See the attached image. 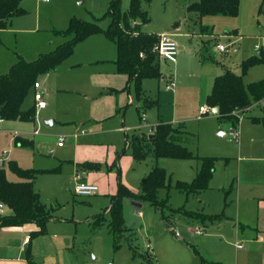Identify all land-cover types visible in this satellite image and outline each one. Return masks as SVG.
I'll return each instance as SVG.
<instances>
[{
	"label": "rangeland",
	"instance_id": "1",
	"mask_svg": "<svg viewBox=\"0 0 264 264\" xmlns=\"http://www.w3.org/2000/svg\"><path fill=\"white\" fill-rule=\"evenodd\" d=\"M110 1L112 0H50L44 3L42 0H27L28 13L16 18L11 30L0 34V74L5 73L15 62V53L21 54L27 61H34L39 53L53 51L62 40L59 32L67 28L72 18L95 22L101 28H108L111 23L107 15ZM196 1L198 0H152L150 4L143 3L149 12L150 22L143 25L142 30L172 34L177 41L179 55L173 60L161 61V69L166 78H146L141 84L146 95L159 102V107L146 109V112L139 114L136 108V90L132 85L130 91L134 104L129 105L125 112H121L120 125L128 128V140L131 141L133 133L149 134V123H155L158 116L177 124L184 122L190 132L184 138V144L195 155L228 157V164L219 162L215 173L216 180L223 183L238 167L242 132L245 133L242 152L246 154L254 128L264 130L263 124L257 125L250 118L263 115L264 106L255 107L252 114L241 115L238 140L219 135L218 121L214 113L209 112L199 119L202 114L201 106H205V97L211 92L215 77L227 69L242 75L245 86L259 79L260 76L255 70H264V65L251 68L243 74L242 61L255 55L260 49L264 51V4L262 0H240L237 16L206 15L199 19L196 14L188 11V6ZM128 4L129 0H122L124 10ZM205 26L208 30L201 33V27ZM234 31L237 34H234ZM217 44L224 45L226 52H220ZM95 51L109 58L116 54L115 46L104 33H98L95 37L78 43L74 53L59 66L57 73L44 79L43 88L45 86L50 89L49 93L45 94L48 108L41 112L42 109L36 107V119L32 123L29 122L22 132L23 137L34 140L32 147L18 145L14 139L18 132L10 129V122H0V160H3L0 166L5 169L8 180L20 181L10 170V162H16L24 169L45 171L35 179L34 190L40 194L43 202L55 207L54 218L48 223L46 233L33 237L28 246H22V231L11 229L13 231H10V242H13L15 247L13 255L24 262L27 261V252L30 249L31 257L37 264H140L138 258L132 257L127 242H122L117 250L114 249L113 236L107 222L95 226V221L101 215H104L106 220L110 218L105 209L110 205L111 191L117 188L119 172L125 185L132 190L135 187L133 191L142 194V191L138 190V184L143 181L142 175L148 171L149 163H133L130 168L119 164L120 168L117 169L113 163H118L121 159L117 157L118 154L115 156L118 159L108 167L99 162L102 170L99 173L100 183L96 182L100 187L98 194L80 197L74 194L75 182L71 177L75 172L73 165L62 162L59 157L61 152H66L69 146H72L69 137L74 133V130L67 128L69 125L63 122L62 117L69 112L67 103H76L79 97L72 92L58 93L56 86L59 80L64 81L63 85L71 84V75L65 73L71 65L80 63L82 70L89 69ZM169 76L176 82L173 91L165 89V82H170ZM32 103L31 94L23 107L28 108ZM143 115L146 120H143ZM52 121L54 123L50 124ZM112 134L114 141L120 136L121 150L125 144L124 134ZM58 137H67V145L64 148L58 147ZM95 139L96 142H106L107 138L99 136ZM103 151L101 148L100 157ZM95 153L98 154V151L95 150ZM128 155L133 158L132 153ZM178 164H166L172 174V184L174 179H184L191 174L189 163ZM231 195L232 191L228 195L229 199ZM224 196L218 187L204 190L197 195H186L175 188L170 190L169 196L165 188L159 189L157 193L160 200L169 197V205L175 210L184 207L188 211L206 214L220 211ZM132 201L130 198H124L123 216L126 225L135 233L134 244L143 251L146 250V240H151L153 234L162 233L165 224L161 211L148 202L143 203L140 208L143 217L138 216L137 207L132 205ZM165 210L167 212V209ZM173 218L174 227L187 228L189 221L186 217L174 213ZM31 225L35 230L34 224L27 226Z\"/></svg>",
	"mask_w": 264,
	"mask_h": 264
},
{
	"label": "crops",
	"instance_id": "2",
	"mask_svg": "<svg viewBox=\"0 0 264 264\" xmlns=\"http://www.w3.org/2000/svg\"><path fill=\"white\" fill-rule=\"evenodd\" d=\"M26 3L27 0H22L21 2V7L24 10H26L27 7ZM44 3H48V2H44ZM121 7H122V0H121ZM189 12L196 14L197 17L201 19L197 12H192V11ZM27 13L28 12L26 10V13L24 15H26ZM19 17L20 16L14 17L7 28L0 30V34L6 30L7 31L11 30L10 28L13 25V22L16 20V18ZM207 28L208 27L206 26L201 27V33L206 32L204 30H208ZM146 32L155 33L154 31H146ZM233 33L237 34L236 31H234ZM95 35H92L85 40H89L95 37ZM60 37L62 40L58 42L59 44L56 45V47L66 41L61 35ZM108 40L116 48V54L113 58H109L104 54L100 53L99 51H95L93 53L92 66L89 69L82 70L80 63L71 65L69 69L65 72L71 75L70 76L71 84L63 85L62 83L64 81L59 80L56 86V91L58 93L72 92L79 97L78 102L67 103L69 112H66L62 117L63 122L69 125L67 126V128H69L71 131L74 130L73 132L75 134L73 133L69 137L71 138L72 146L70 145L69 148L66 150V152H61V154H59L61 161L68 162L71 165H73V169L75 170V172L71 174V177L73 178L75 183L78 181V179H76L77 174L81 175V179L79 181L95 183V184L100 183L99 173L102 169L100 171H87L81 167L82 163L102 162L106 164V166L108 167L118 159L117 157L119 158L121 157L118 163H115L116 164L115 167L117 169L120 168V165H122V167L128 166L130 168L133 165V163H149L148 171L144 172L142 175L144 176L143 180H145L147 175L151 172V170L154 167H161L166 170L167 182L168 184H170L172 189L175 188L174 186L178 181L189 182V183L192 182L196 177L198 170L200 169L201 163L198 160L171 159V158L157 159L153 156H148L145 160L138 161L132 158L130 155H128L129 153H131V149L129 148L127 143V139L129 138V132L127 127H125L124 125L123 126L120 125V114L123 110L125 112V109L129 105L134 104V97L132 96L130 90L132 85H134L135 87V84L129 81L128 76L126 74L120 73L118 71L116 64L117 47L114 41H111L110 39ZM235 52L236 51H234V53ZM15 54H16V60L11 64V66L18 61L19 57L25 60V58L21 54H17V53ZM40 54H45V53H39L37 57ZM259 54L264 55V51L260 49L255 55H259ZM255 55L253 54L247 57L246 59ZM246 59H244L243 61H245ZM164 60L166 61L168 59L165 58L159 59L160 71L162 73L160 79L166 78V74H164V72L161 69V61ZM60 65H58L54 70L42 76L41 77L42 80L39 78L38 81L40 84L39 90L43 93L44 100H45V94L49 93L50 91V89H46L45 86H44L45 89L43 88L44 79H46V77H51L50 75H54L53 73H57ZM11 66H9L8 70L5 73L9 71ZM256 66L258 65H255L251 68L253 69ZM255 72H257L258 76L260 77H258L259 79L254 82L264 79V70L258 69L255 70ZM5 73L3 72L0 75H3ZM169 79L170 82L171 81L174 82L175 86L172 89H167L166 86L170 83L168 80L165 82V89H167L168 91H173V89H175L176 87V82L174 78H171V76H169ZM145 101L150 102L157 100H153L151 97L147 96L142 88L141 96L140 97L137 96L138 103L136 108L139 114H141V112L143 111L146 112V109L159 107L158 101H157L158 105L156 106H146L144 103ZM33 102L35 103L34 98H33ZM205 106H208L206 104V97H205ZM262 106L264 105L254 104L250 109H248V111L244 115H247L248 113L252 114V111L254 110L255 107H262ZM47 108H48V103H46V106L44 108H41L42 109L41 112L46 110ZM50 114H52V112H50ZM204 114L202 113L201 115H199V119H201V116ZM214 115L216 116V114ZM250 118L253 123L257 125L258 124L264 125V114L261 116H255V115L250 116ZM217 121H218L219 135L228 136V130L230 124L228 123L221 124L218 118ZM3 122H10V129L15 131L16 133L18 132V134L14 136V139H16V137H22L24 139H28L32 141V145H33V141H34L33 139L23 137L22 135V132L26 128V125L29 124V122L5 121V120H3ZM54 122L56 121L54 120ZM54 122L52 121V124ZM123 122H124V114L122 116V124ZM160 123H169L172 126L178 128L175 139L179 144L188 148V146L184 144L185 141L184 138L187 137L190 132L187 131L185 123L184 122H180L178 124L176 122L173 123L163 119V117L161 116H158L155 123H149V126L147 127L149 134L142 133L137 135L149 136L153 132V128ZM142 126L144 128L146 127V125H142ZM112 133H115L116 135L118 134L122 135V133L124 134L125 144L121 150L120 147L122 146V141L121 140L119 141L120 136H117V140L114 141ZM253 134L254 135L250 139V145L248 151L246 154H243L242 149L244 146L243 141H245V133L242 132V135L240 137L241 152L238 157V167L236 168V171L230 175V178L224 180L223 183H221V181L216 180L215 173L219 162L223 163V165L228 164L229 161L228 157L207 156V157L218 158V161L216 163L213 172V176L209 182L207 189L218 187L223 191L225 195L223 197V207L220 211L209 214L202 213L200 211H196V212L202 214L203 216L205 215L213 216L220 214L221 215L220 218L215 220H207V219L204 220V218H197L190 220L188 217L182 215L183 217H186L188 219L189 224L187 228L183 227L180 229L174 227L175 221L173 217L171 219V226H168L164 222V220H162L163 223L165 224L164 231L160 234L158 233L153 234L151 237L152 242L150 239L146 240L147 241L146 250H148L153 256L155 264H264V130H258L257 128H254ZM133 135L136 134L133 133L132 136ZM99 136L106 137L107 138L106 142L103 141L96 142L95 138ZM66 141H67V137H65L64 144L62 146L58 145V147L64 148L67 145ZM101 148L104 151L100 157L99 151L101 150ZM95 150L98 151V154L95 153ZM116 154H118L117 157H115ZM167 163H170L173 166H178L179 165L178 163H182V164L189 163L191 168V174L185 177L184 179L181 178L174 179V182L172 184L173 181L172 174L171 171L166 167ZM118 181L119 179L117 176V188L115 191H111L110 201H111V196L117 192ZM144 182L141 181L140 184H138L139 191H142V184ZM228 184H230V187ZM226 186H228L229 188ZM231 191H232V195L230 197L231 199H229L228 195ZM133 192L138 193L136 191ZM135 202L140 203L141 207L143 206V202L140 201H135ZM109 207L110 205L105 209V212L108 213L107 210ZM140 208L137 207V210ZM137 210H136V214H137ZM9 213L10 210L6 208V214ZM140 217H143L142 211ZM53 218L51 220H53ZM27 225L28 224L24 226L0 227V264H28L27 261L26 263L21 258L14 257L13 255V253L15 252L14 243L10 242V231H13L11 229H19L18 231H22V233L24 234V238L22 240L23 248L28 246L31 243V241H29V238L31 233L30 231L33 230V225L31 226H27ZM195 228L201 229L202 232L196 233ZM237 245H242V247H238Z\"/></svg>",
	"mask_w": 264,
	"mask_h": 264
},
{
	"label": "trees",
	"instance_id": "3",
	"mask_svg": "<svg viewBox=\"0 0 264 264\" xmlns=\"http://www.w3.org/2000/svg\"><path fill=\"white\" fill-rule=\"evenodd\" d=\"M152 0H130L126 10L121 7V0H112L109 5L108 16L111 23L104 29L98 23L72 18L64 31L59 34L67 38L55 50L40 54L34 61H26L19 57L9 71L0 75V119L5 121L34 122L36 106L33 102L24 108V102L29 95L34 93V85L39 78L54 70L63 61L69 58L76 45L88 37L104 33L114 41L117 47L116 64L120 73L126 74L130 82L135 84L137 96L142 93L141 83L146 78L160 79L159 55L154 51L159 42V36L142 30V26L150 22L148 10L143 3L150 4ZM22 0H0V30L7 28L14 17L26 13L21 7ZM240 0H198L188 6V10L197 12L200 17L206 15L237 16ZM264 4V0H262ZM58 33V32H57ZM144 53L145 58L140 54ZM264 65V55L252 56L242 63L243 74L255 65ZM264 100V79L244 85L242 75H237L230 70L214 79L211 92L206 96V104L210 108H218L216 114L221 124L228 123L236 126L240 115L245 114L254 104H262ZM146 106H156L157 101H145ZM258 122V121H257ZM178 128L169 123H160L153 128L149 136L133 135L131 141L127 139L132 156L135 160L142 161L148 156L155 158H171L198 160L200 169L192 182H176L175 188L186 195L198 194L208 188L209 182L218 161L216 157H201L195 155L187 147L179 144L175 137ZM15 142L21 146H31L32 141L16 137ZM116 164L113 163V166ZM112 166V167H113ZM10 170L15 173L20 181H9L5 169L0 166V200L10 210L9 214L0 217V227L24 226L35 224L36 229L31 231L29 241L33 237L45 234L49 221L54 217L55 207L44 203L40 195L34 190V181L40 173L45 171L24 169L16 162L9 163ZM81 167L87 171H100L99 163L85 162ZM110 169V168H109ZM117 192L111 196L108 213L109 220L104 215L98 217L95 226L107 222L113 236V246L117 250L122 242H127L133 258H138L140 264H155L154 258L148 250H139L134 244L135 233L126 225L123 216V200L130 198L140 202H148L155 209L161 211V218L171 226L173 214L188 217L190 220L204 218L215 220L220 214L203 216L200 213L186 210L184 207L173 209L168 198L160 200L158 190L172 189L167 182V172L161 167H154L142 184V194L129 189L118 175ZM167 209V212H165ZM28 264H37L31 257L30 249L27 252Z\"/></svg>",
	"mask_w": 264,
	"mask_h": 264
},
{
	"label": "built area",
	"instance_id": "4",
	"mask_svg": "<svg viewBox=\"0 0 264 264\" xmlns=\"http://www.w3.org/2000/svg\"><path fill=\"white\" fill-rule=\"evenodd\" d=\"M44 2H49L50 0H42ZM159 36V42L155 46L154 51L159 55L160 58H165V59H175L176 56L178 55V45L177 42L172 38V35L169 33H160L158 34ZM217 49L220 52H226V47L224 45H217ZM141 58H145V54L141 53L140 54ZM175 84L174 82H170L166 87L167 89H172L174 88ZM40 84L39 82L35 83L34 85V94L33 98L35 101V106L39 109L44 108L46 106V101L43 98V93L39 90ZM262 104L264 105V100L262 101ZM201 112L204 113H209L212 112V108L208 106H204L201 108ZM244 115V114H243ZM143 120H146V116L143 115ZM241 119V115H240ZM3 120L0 119V122ZM240 121V120H239ZM239 124V123H238ZM238 124L236 126H230L228 130V136L230 139L233 140H238L240 137V132L238 129ZM65 142L64 137H59L58 140V145L62 146ZM3 164V160H0V165ZM76 179L78 181L74 185V194L76 196L80 197H89L96 195L99 192V187L97 184L94 183H88L84 181H79L81 179V175L77 174ZM6 205L0 200V215H3L6 213ZM137 215H141L140 209L137 210ZM196 233H201L202 230L199 228H195ZM238 247H242V245H237ZM108 264H113L112 262H109Z\"/></svg>",
	"mask_w": 264,
	"mask_h": 264
},
{
	"label": "water",
	"instance_id": "5",
	"mask_svg": "<svg viewBox=\"0 0 264 264\" xmlns=\"http://www.w3.org/2000/svg\"><path fill=\"white\" fill-rule=\"evenodd\" d=\"M212 112H213L214 114H217V113H218V108H216V107L213 108ZM50 123H52V122H50ZM144 181H145V180H143V182H144ZM132 203H133V205L136 206V207H139V208L141 207V204H140V203H137V202H135V201L132 202Z\"/></svg>",
	"mask_w": 264,
	"mask_h": 264
}]
</instances>
